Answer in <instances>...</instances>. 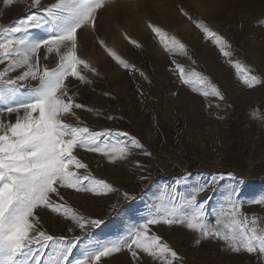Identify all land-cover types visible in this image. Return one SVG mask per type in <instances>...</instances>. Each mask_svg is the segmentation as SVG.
<instances>
[{"label": "rangeland", "instance_id": "rangeland-1", "mask_svg": "<svg viewBox=\"0 0 264 264\" xmlns=\"http://www.w3.org/2000/svg\"><path fill=\"white\" fill-rule=\"evenodd\" d=\"M32 2L0 0V29L30 11L43 15ZM58 2L41 0V7ZM73 8L72 21L80 23L75 50L98 75L81 66L91 83L69 78L77 102L95 110L77 109L79 121L68 117L65 122L93 131L127 132L151 155L133 149L127 159L110 162L99 153L74 150L88 165L87 171L78 172L105 180L115 191L61 189L68 207L89 220L103 221L99 227H87V239L74 221L50 209L38 210L49 235L81 238L72 264L85 258V249L94 251L97 243L125 235L150 210L167 203L174 191L187 197L202 184L209 186L197 199L206 201L210 222L220 218L219 209L230 197L236 199V189L242 210L249 218L259 217L264 226V204L253 203L264 199V83L251 88L243 83V75L252 82L256 77L264 80V0H77ZM46 29H30V35L46 38ZM5 38L0 36V42ZM217 44L228 58L220 55ZM58 63L55 52L40 50V71ZM176 64L199 72L224 99L205 97L199 86L183 84ZM5 66L0 64V70ZM20 83L27 92L38 81ZM0 119L14 122L15 115ZM152 230L177 251L183 264H264V257L235 253L223 241L200 240L181 225L161 224ZM46 253L43 264H49L51 250ZM105 264L134 260L124 249ZM142 264L155 262L144 256Z\"/></svg>", "mask_w": 264, "mask_h": 264}, {"label": "snow or ice", "instance_id": "snow-or-ice-1", "mask_svg": "<svg viewBox=\"0 0 264 264\" xmlns=\"http://www.w3.org/2000/svg\"><path fill=\"white\" fill-rule=\"evenodd\" d=\"M11 4L12 0H4ZM77 0H59L49 7H41V0H33L31 7L40 9L43 15L29 12L26 17L4 29L0 36V116L15 115V121L0 119V264H43L46 250H51L49 264H72L74 249L82 242L75 239H59L43 230L38 210L50 209L75 222V227L90 235L88 226L99 227L103 221L89 220L68 207L61 189L76 192L106 194L115 189L103 179L87 171L88 165L74 154L75 149L99 153L110 162L127 159L133 149L144 152V145L127 132L90 130L65 122L71 117L79 121L77 109H87L77 102L78 93L72 91L71 77L80 84L91 81L81 66L98 75L75 50L80 23L72 21ZM47 26L46 38H32L30 29ZM221 56L227 51L216 45ZM55 52L59 63L55 68L46 66L40 71V50ZM47 58V56H45ZM119 63L125 69L132 66ZM180 80L185 85L199 86L202 94L224 99L217 86L195 70L186 71L175 65ZM22 71L16 76L10 73ZM254 76V74H253ZM38 81L35 87L23 89L21 81ZM243 83L251 88L264 80L254 82L243 75ZM112 118V117H110ZM150 156L151 153L144 152ZM214 181L215 177H209ZM208 184L195 187L187 197L173 192L167 203L150 210L142 222L131 225L126 234L106 243H97L94 251L85 249V258L76 264H105L114 253L126 249L134 264H142V257H150L155 264H183L182 257L160 236L153 232L157 225H181L198 234L200 240H218L233 252H246L264 257V226L259 217L249 216L242 210L243 201L233 190L224 206L219 209L215 224L207 219L206 201L198 200ZM127 198V193H125ZM264 204V199L253 201ZM222 218V219H221Z\"/></svg>", "mask_w": 264, "mask_h": 264}]
</instances>
